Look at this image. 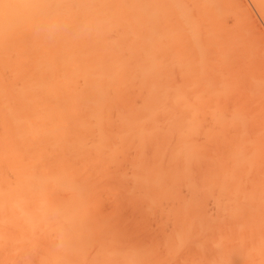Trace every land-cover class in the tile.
I'll list each match as a JSON object with an SVG mask.
<instances>
[{
    "label": "bare ground",
    "instance_id": "obj_1",
    "mask_svg": "<svg viewBox=\"0 0 264 264\" xmlns=\"http://www.w3.org/2000/svg\"><path fill=\"white\" fill-rule=\"evenodd\" d=\"M220 1L0 0V264H33L32 256L36 264H157L155 248L118 253L115 226L95 213L101 199L123 194L148 212L163 211L165 221L192 217L163 239L167 258L178 257L196 233L203 239L193 251L216 250L205 264H264V235H255L264 227V181L246 191L238 179L264 147L255 144L249 154L236 142L226 154L230 165H216L203 159L207 144L196 140L208 118L213 128L202 135L209 141L242 122L217 110L231 78L210 83L216 69L237 60L242 33L231 29L244 31L234 25L226 32L233 5L226 10ZM250 1L264 18V0ZM221 27L234 34L224 40ZM123 162L131 174L116 171ZM107 178L124 188L104 186ZM209 198L215 221L203 211ZM170 201L177 203L167 208ZM229 224L253 234L249 246L223 247Z\"/></svg>",
    "mask_w": 264,
    "mask_h": 264
},
{
    "label": "rangeland",
    "instance_id": "obj_2",
    "mask_svg": "<svg viewBox=\"0 0 264 264\" xmlns=\"http://www.w3.org/2000/svg\"><path fill=\"white\" fill-rule=\"evenodd\" d=\"M220 1V0H219ZM225 1H226V3H225ZM221 0L220 2L221 3H219L220 4V6H222V8L224 7L226 10H227V8H226V6L227 5H230V3H231V5H233L232 7H235L234 9V11H232V7L231 6H229V7H231L230 9L228 8V11H229V16H227V15H224V16H227L225 19V22H227L226 23V26H224V27H226L225 28V30H226V32L228 31L227 29H231L232 28V26L234 27V25L235 26H239V27H241L242 26V28H244V29H242V30H244V31H241L239 28H232L231 30H233V29H236V30H238L237 32H236V30H234L235 32L234 33H236V34H234L233 33V31H231V34L230 33H227V34H224L223 32L225 31H223L222 30V28H224V27H221V30H222V32H220V33H222V34H224L225 36L227 35V36H231V35H233L234 34V36L236 35V37H238V35L239 34H241L242 33V35H240L239 36V38H241L240 40H238L239 41V43L238 44H240L241 46L243 45V47L241 48L240 47V45H238L239 47H234V48H236V50H234L235 52H236V54H235V59H237V60H239V61H237V60H234L233 61V55H232V61H231V64H230V66H228L226 69H216L215 71H218V73H216V74H214V75H212L211 74V76H210V83L211 82H217L218 83V81H220V80H224V81H227V83H229V81H230V83H229V85H230V87H229V91H227L225 94H226V96H227V98H223L224 100H223V102H225V103H223V107H221L220 106V104L219 103H217V101H216V99H215V101H216V104H218L220 107H219V109H218V106H217V110H219V111H221V109L222 108H224V111H223V109H222V113H223V115L225 116V117H231V119L232 118H234V117H236V116H239L240 118H241V124H235L234 122H233V124H231V125H229V126H227V128H225V129H223V130H221L220 131V133H219V137H221V138H219L218 136L216 137V139H215V137L214 138H210V141L204 136V135H202V134H204V132H205V130L206 129H209V131L211 130V128H213L212 126V122L209 120L210 118H208V120L207 121H205V120H203V121H205L204 123H202V125L200 126V129H199V132H198V130H197V132H198V134H197V136H196V140H197V142H199V143H205V144H207V145H203L202 143V145L205 147V151H204V156H202L203 157V159H204V157H206V158H208V159H210V160H212L213 161V163L215 164V161L214 160H216L217 162H216V165H219V164H224V163H229V165H230V162L228 161L227 162V160L229 159L228 158V156H229V153L231 152V147H233L232 145H234L236 142H240V144H241V142H245L243 145H245L244 147H243V151L244 152H248L249 154H252V152L255 150V148L257 147L255 144H259V146H260V144L262 145V146H260L261 148L262 147H264V135H262V134H264V132H261V130L262 131H264V123H262V122H264V86H260V87H254V85H257L258 83L260 84V83H262V84H264V49H262V47H264V18H262L261 17V14L259 13L258 14V10L256 9V8H254L255 6L253 5V2L252 1H250V0H229V1H227V0ZM224 2V3H223ZM223 3V4H222ZM229 3V4H228ZM239 5H238V4ZM222 4V5H221ZM227 4V5H226ZM243 4V5H242ZM224 5H226V6H224ZM228 7V6H227ZM249 8V9H248ZM244 9V10H243ZM237 10V11H236ZM249 10V11H248ZM228 11H226V12H228ZM240 11V12H239ZM234 13V15H235V13H236V16H239V18L238 19H241V20H239V22H238V20H237V24L234 22L236 19H237V17L236 16H233V13ZM242 14V15H241ZM244 15V16H243ZM224 16H222L223 18H224ZM249 16V17H248ZM221 17V18H222ZM234 17H236V18H234ZM242 17H244V18H242ZM223 18H222V20H223ZM229 18V19H228ZM243 19V20H242ZM247 19V20H246ZM250 21V22H249ZM224 21H221V23H223ZM225 22L223 23V25H225ZM229 22V23H228ZM235 23V24H234ZM220 24V23H219ZM231 24V25H230ZM244 24H245V26H244ZM220 26H221V24L219 25V29H220ZM229 26H230V28H229ZM239 31H241V32H239ZM251 31V32H250ZM225 32V33H226ZM228 32H230V31H228ZM247 32V33H246ZM253 32H255V33H253ZM244 33V34H243ZM230 34V35H229ZM246 34V35H245ZM223 36V35H222ZM227 36L226 37H224L223 36V39L225 40L226 38H227ZM244 36V37H243ZM243 37V38H242ZM246 37V38H245ZM244 39V40H243ZM249 41V42H248ZM251 41V42H250ZM244 42V43H243ZM254 42V43H253ZM236 44V43H235ZM249 44V45H248ZM248 45V46H247ZM235 46V45H234ZM245 46V47H244ZM252 46H254V48L252 47ZM247 47V48H246ZM212 49V48H211ZM249 50V49H251V50H249V51H247V50ZM242 51L243 50V54H242V52H240L243 56H245V58H241L242 57V55L241 54H239V55H241V56H239L238 54H237V52L238 51ZM253 50V51H252ZM208 51H210V49H208ZM247 51V52H246ZM261 51V52H260ZM212 52V51H211ZM234 52V53H235ZM250 52V53H249ZM260 53V54H259ZM262 53V54H261ZM211 54V53H210ZM208 55H209V52H208ZM236 55H238L239 57V59L236 57ZM252 55V57H250ZM210 56V55H209ZM211 57V56H210ZM212 57H214V51H213V53H212ZM250 59H249V58ZM230 58V57H229ZM212 59H214V58H212ZM240 59H241V61H240ZM248 61H247V60ZM254 61H253V60ZM257 59V60H256ZM243 60V61H242ZM245 60H246V63H245ZM259 60H261V61H259ZM232 62H234V64L232 65ZM238 63V64H237ZM240 63V64H239ZM241 64H245V65H242L241 66ZM250 64V65H249ZM256 64H257V66H256ZM232 65V66H231ZM252 65H253V67H252ZM246 66H248V67H246ZM231 67V68H230ZM230 68V69H229ZM237 68V69H236ZM240 68V69H239ZM242 68V69H241ZM261 68V69H260ZM253 69V70H252ZM228 70V71H227ZM237 70H238V72H237ZM248 70H249V72H248ZM230 71V72H229ZM252 71H253V73H252ZM241 72V73H240ZM224 73V74H223ZM234 73V74H233ZM237 73V74H236ZM218 74V75H217ZM259 74V75H258ZM229 75V76H228ZM216 76V77H215ZM219 76V77H218ZM225 76V77H224ZM228 76V77H227ZM250 76V77H249ZM255 76V77H254ZM239 77V78H238ZM253 77V78H252ZM231 78V79H230ZM245 78V79H244ZM230 79V80H229ZM254 79V80H253ZM180 80H182V79H180ZM229 80V81H228ZM237 80V81H236ZM255 80L257 81V80H259V81H262V82H258L257 81V84H256V82H255ZM235 83H234V82ZM244 81H246V83L244 82ZM250 81H254L253 83H254V85H253V87H250L251 85L249 84L250 83ZM177 82H179V81H177ZM182 82L184 83V81L182 80ZM182 82H179L180 84L182 83ZM209 82V81H208ZM182 83V84H183ZM209 83V84H210ZM216 83V84H217ZM215 83L214 84H211V85H216ZM232 84H234V85H232ZM247 85V86H246ZM234 87V88H233ZM242 87V88H241ZM245 87V88H244ZM233 88V89H232ZM248 88V89H247ZM235 89H237V90H235ZM242 89V90H241ZM231 90V91H230ZM246 92V93H245ZM253 92V93H252ZM260 94V95H259ZM244 95V96H243ZM225 96V97H226ZM261 96V97H260ZM240 97V98H239ZM191 98V97H190ZM190 98H189V100H190ZM262 98V99H261ZM214 99V98H213ZM235 100V101H234ZM238 100V101H237ZM212 101H214V100H212ZM215 101L214 102H212L213 103V105L212 106H216V104H215ZM254 101H256V102H254ZM211 103V104H212ZM245 103V104H244ZM257 103H259V105L257 104ZM253 104V105H252ZM262 104V105H261ZM237 107H239V108H237ZM235 108V109H234ZM241 108V109H240ZM262 108V109H261ZM225 110H227V111H225ZM233 110V111H232ZM262 110V111H261ZM248 111V112H247ZM221 113V114H222ZM262 113V114H261ZM242 117H244V118H242ZM254 117V118H253ZM206 118V119H207ZM228 119V118H227ZM251 119V120H250ZM247 123H246V122ZM207 122V123H206ZM253 122V123H252ZM258 122V124H256ZM261 123V124H260ZM211 124V125H210ZM235 124V125H234ZM210 125V126H209ZM245 125H247V126H245ZM259 125V126H258ZM254 126V127H253ZM235 127V128H234ZM245 127V128H244ZM260 127V128H259ZM239 128L242 130V129H244V130H242V131H239ZM204 129V130H203ZM236 129V130H235ZM245 129H246V131H245ZM258 131H257V130ZM201 130V131H200ZM260 130V131H259ZM256 131V132H255ZM206 132H208V131H206ZM260 132H261V134H260ZM260 134V136H259V134ZM225 134V135H224ZM227 134V135H226ZM253 136H252V135ZM256 134V135H255ZM257 134H258V136H257ZM245 135V136H244ZM250 136V137H249ZM198 137V138H197ZM201 137V138H200ZM245 137H246V139H245ZM257 137H258V139H257ZM243 138V139H242ZM202 139H204L205 141L203 142V140ZM208 141H207V140ZM230 139V140H229ZM225 140V141H224ZM255 140H257V141H255ZM213 141V142H212ZM262 141V142H261ZM207 142V143H206ZM231 142H233V143H231ZM227 143V144H226ZM250 143V144H249ZM208 144H210V145H208ZM249 147H248V146ZM258 146V147H259ZM255 147V148H254ZM257 147V148H258ZM209 148V149H208ZM212 148V149H211ZM252 148V149H251ZM215 149V150H214ZM217 149H218V151H217ZM222 149V150H221ZM230 149V150H229ZM151 149H146L145 150V155L147 156V158L145 159L146 160V162H148V160H149V157L151 156V151H150ZM252 150V151H251ZM260 150V149H259ZM262 150H264V148H262L260 151H256V153H258L257 154V156L251 161V164H250V167L248 168V167H245L246 168V170H248V172H245V173H242V174H240V176L238 175V179H239V182H241L240 184L243 186V188L246 190V191H248L249 189H250V187H251V185H253V183H257V182H261V181H264V160H262V158H264V152H262ZM207 151V152H206ZM251 151V152H250ZM220 152V153H219ZM260 152V153H259ZM215 153H216V155H215ZM226 154H228V156L226 155ZM231 154V153H230ZM150 155V156H149ZM262 155V156H261ZM149 156V157H148ZM210 158H209V157ZM222 156V157H221ZM252 156V155H251ZM212 157V158H211ZM226 157V158H225ZM262 157V158H261ZM261 158V159H260ZM255 160V161H254ZM224 161V162H223ZM221 162V163H220ZM199 163H201V162H199ZM218 163V164H217ZM257 163V164H256ZM127 165V166H126ZM122 167V168H121ZM243 168L244 167H242L241 168V170H243ZM120 169H121V171H120ZM127 169V170H126ZM116 171L117 172H122V173H125V174H131V167H130V165H129V163H127V162H123L122 164H120L119 166H118V170L116 169ZM192 171H193V176H195L196 175V177L195 178H197V175L198 174H195V173H198V168L195 166V168L193 167L192 168ZM257 171V172H256ZM128 172V173H127ZM252 172V173H251ZM259 172V173H258ZM255 173H257V174H255ZM252 176H251V175ZM249 175V176H248ZM245 176V177H244ZM241 179H243V180H241ZM255 180V181H254ZM253 182V183H252ZM259 182V183H260ZM262 183V182H261ZM103 184H105L104 186H107V187H109L110 188V185H111V187H113L114 185V187H117V188H119V187H122V186H120L118 183H116L115 181H113L112 179L110 180V179H106L105 181H104V183ZM246 185V187H245V185ZM249 185V186H248ZM261 185H264V183H262ZM122 188H124V187H122ZM178 192L180 193V194H182L181 196H183V197H188L190 194L189 193H187V189H185L184 187H182V188H180L179 190H178ZM189 192V191H188ZM186 194V195H185ZM124 196V197H123ZM123 196L122 197H117L116 199L117 200H110V199H108L107 200V198H106V200L105 199H101L102 201L101 202H99V205H98V207H97V209H96V211H95V213L97 214V216H100V217H105V216H108L109 217V220H110V225H112V229H113V227L115 228V230H116V235H117V237H116V247H115V250H117V251H119L118 253H120V252H122V251H124L125 252V250H127V249H131V248H129V247H132V249L134 248L135 250H137L138 248L137 247H144V250H149V249H151L152 250V248L154 249H156V251H154V252H156V255H155V253H154V256H155V258H153L155 261L154 262H156L157 264H197V263H199V264H205V263H203L202 261L204 260V261H206V257H211V255L213 254H216V250H212V249H210V250H206V252H200L199 254H198V252H197V250H195V251H193V247H194V244H196L198 241H199V239L200 240H202L203 239V234H196V233H193V236L191 237V238H193V240L191 241L190 240V242H188L187 244H185L184 246H183V248H182V250L180 249L179 251L180 252H182L181 253V255H180V252H178V254H177V256L178 257H176L175 256V258L173 257V258H167V247H166V245L164 244L165 243V241H163V239L164 240H166V238L168 237L167 236V234H171V230H172V227H173V229H174V227L175 226H178L177 224H182L181 223V221H184V220H187V219H189V218H192V217H189V216H187L186 214L185 215H180V217H176L175 219H173V220H170V221H167V219H166V221H165V218H166V216L164 215L165 213L162 211V213L161 212H156V214H154V213H152V212H148L149 210L147 209V207H145V206H147V205H143V204H134L133 202H135V199H134V197H132V196H126V195H124L123 194ZM106 196H104V198H105ZM103 198V197H102ZM171 202V201H170ZM138 203V202H137ZM166 203L167 202H165V205H166ZM169 203V202H168ZM167 203V208L172 204V203H177L176 201H174V202H171V203H169L168 204ZM164 204V203H163ZM207 204V205H206ZM124 205H126V206H124ZM164 206V205H163ZM115 207V208H114ZM131 207V208H130ZM166 207H164V209L163 210H165L166 209ZM203 211L207 214V215H209V216H211L212 217V221H215L214 220V218H216V210H215V205H214V200L212 199V198H209V199H207L205 202H204V204H203ZM213 208V209H212ZM103 209V210H102ZM114 209V210H113ZM209 209V210H208ZM145 210V211H144ZM212 210V211H211ZM197 211H195L194 212V214L196 213ZM211 212V213H210ZM123 213V214H122ZM158 213H160V214H158ZM212 213H213V215H212ZM122 214V215H121ZM160 215V216H159ZM164 215V216H163ZM114 216V217H113ZM116 216V217H115ZM124 216V217H123ZM162 216L163 217H165L164 219H162ZM182 216L184 217V218H182ZM186 216V217H185ZM120 217V218H119ZM133 217V218H132ZM152 217V218H151ZM114 218V219H113ZM147 218V219H146ZM157 218V219H156ZM178 218V219H177ZM128 219V220H127ZM159 219V220H158ZM161 219V220H160ZM132 220V221H131ZM143 220V221H142ZM163 220V221H162ZM210 220H211V218H210ZM262 220V219H261ZM261 220H259V221H257V225L256 226H254V228L253 229H258L257 227L258 226H261V225H259L260 224V222H261ZM134 221V222H133ZM140 221V222H139ZM178 221V222H177ZM141 222H142V224H141ZM169 222V223H168ZM171 222V223H170ZM262 222H264V221H262ZM137 223V224H136ZM153 223V224H152ZM168 223V224H167ZM109 225V226H110ZM124 225H125V227H124ZM159 226V227H158ZM127 227V228H126ZM122 228V229H121ZM236 227L234 226L233 227V224L231 225V224H229V226L228 227H226V229H225V231L224 232H222V235H223V237L225 238V236L227 237V238H225V240H224V244H226V245H224L223 244V247L224 246H226L225 248H228V247H231V246H235L236 245V247H239V246H244V245H246V246H249V243L251 242L250 240H251V237H253V234L251 235V233H247L246 231H244V228H242V229H235ZM110 229V228H109ZM233 229H235V230H233ZM115 230H112L113 232L115 231ZM153 230H154V232H153ZM156 230V231H155ZM232 230V231H231ZM238 232H237V231ZM139 231V232H138ZM239 231H240V234H239ZM124 232V233H123ZM233 234H232V233ZM237 232V233H236ZM247 233V235L246 236H248L247 238H246V236H245V233ZM143 233V234H142ZM164 233H166V234H164ZM224 233V234H223ZM122 234V235H121ZM160 234V235H159ZM164 234V235H163ZM169 234V235H170ZM195 234V235H194ZM237 234V236H235ZM239 234V235H238ZM241 234H243V236H241L240 237V235ZM250 234V235H249ZM137 235V236H136ZM202 235V236H201ZM256 236H258V237H261L262 238V235H264V227H262L261 226V228L258 230V231H256V234H255ZM131 236V237H130ZM152 236V237H151ZM235 236V237H234ZM229 237V238H228ZM99 238H101V239H98V241L99 242H103V237H102V235L99 237ZM125 238V240H123ZM132 238V239H131ZM148 238V239H147ZM157 238H158V240L160 241H158L157 240ZM160 238V239H159ZM202 238V239H201ZM239 238V239H238ZM241 238V239H240ZM243 238H245V241H244V239ZM129 239H130V241H129ZM228 239V240H227ZM237 239V240H236ZM242 239H243V242L245 243H242ZM233 240V241H232ZM261 240V239H260ZM194 241V242H193ZM228 241V242H227ZM231 241V242H230ZM240 241V242H239ZM262 241V240H261ZM163 242V243H162ZM227 242V243H226ZM236 242V243H235ZM230 243H231V245H230ZM239 243V244H238ZM242 243V244H241ZM248 243V244H247ZM43 244V243H42ZM163 244V245H162ZM191 244H192V246H191ZM45 246H43V248H44ZM146 247V248H145ZM148 247H149V249H148ZM164 247V248H163ZM42 248V247H41ZM40 248V249H41ZM46 248V247H45ZM141 248H139V249H141ZM158 248V249H157ZM160 248V249H159ZM39 249V248H38ZM38 249H36V250H38ZM154 249V250H155ZM192 249V250H191ZM42 250V249H41ZM40 250V251H41ZM150 250V251H151ZM165 250V251H164ZM90 252H87L88 254H90V256H93L94 255V252H95V249L94 250H89ZM183 251H185V252H183ZM213 251L215 252V253H213ZM35 252V251H34ZM34 252H32V253H34ZM37 252V251H36ZM31 253V252H30ZM151 253H153V252H151ZM161 253V254H160ZM35 255H36V253H34ZM33 254V255H34ZM208 254V255H207ZM31 256H32V254H30ZM30 255H29V257L28 258H30ZM188 255V256H187ZM212 255V256H213ZM206 256V257H205ZM35 257H37V256H35ZM35 257H33L32 256V260H33V262L36 264V262L38 261L37 259V261L35 262L34 261V258ZM200 257V258H199ZM204 257V258H203ZM31 259V258H30ZM30 259H26V260H23V259H18V261H20V260H23L24 262H22V261H20V262H22V263H26L27 261H30ZM192 259H194V260H192ZM161 262H160V261ZM200 260V261H199ZM202 260V261H201ZM26 261V262H25ZM174 261V262H173ZM180 261V262H179ZM188 261H190V262H188ZM193 261V262H192ZM19 262V263H20ZM31 262V261H30ZM29 262V264H32V262L30 263ZM160 262V263H159ZM184 262V263H183ZM197 262V263H196ZM18 263V264H19ZM28 263V262H27ZM33 263V264H34ZM16 264V263H15Z\"/></svg>",
    "mask_w": 264,
    "mask_h": 264
}]
</instances>
